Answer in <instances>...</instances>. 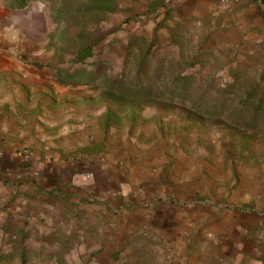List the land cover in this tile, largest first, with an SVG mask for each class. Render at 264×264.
I'll return each instance as SVG.
<instances>
[{
	"label": "rangeland",
	"instance_id": "rangeland-1",
	"mask_svg": "<svg viewBox=\"0 0 264 264\" xmlns=\"http://www.w3.org/2000/svg\"><path fill=\"white\" fill-rule=\"evenodd\" d=\"M255 2L240 0L224 25L211 2L201 8L198 0H158L150 15H145L153 9L149 4L157 0H119L107 15L90 11L94 0H37L24 9H10L0 0V33L9 34L12 48L25 56L27 65L52 73L50 82L28 79L34 96L39 87L58 95L54 106L41 108V114H71L81 126L85 146L87 138L101 140L88 152L78 148L70 155L76 169L85 166L87 172L94 163L90 155L101 153L113 170L141 159L168 170L193 171L195 203L261 215L249 233L235 236L242 237L237 246L243 260L231 254L236 246L228 242L230 230L224 229L217 236L198 237L185 252L164 246L160 262L158 252L131 250L136 238L122 239L116 222L109 220L111 235H97L96 244L94 234L87 243L80 232L68 235L67 226L60 231L44 224L34 232L6 223L0 226L1 264L264 262V26L242 28L239 19ZM258 3L264 22V0ZM59 10L73 12L72 18L56 24L53 14ZM88 29L97 31L94 39H103L93 57L74 63L80 36ZM69 67L101 78L65 84L57 72ZM106 77L122 78L124 89L142 86L141 96L121 93L117 86L113 93L120 99H110ZM190 203L189 197L184 204ZM212 246L221 253L212 255Z\"/></svg>",
	"mask_w": 264,
	"mask_h": 264
},
{
	"label": "crops",
	"instance_id": "crops-1",
	"mask_svg": "<svg viewBox=\"0 0 264 264\" xmlns=\"http://www.w3.org/2000/svg\"><path fill=\"white\" fill-rule=\"evenodd\" d=\"M215 1L198 0V5L208 7L211 2L212 8ZM258 1L239 14L242 28L264 26ZM12 46L9 34L0 33V226H27L34 232L35 227L45 225L60 231L67 226L68 235L80 232L89 243L91 234L95 238L110 236L106 222L112 220L122 239L127 235L136 238L131 250L158 252L155 257L160 262L164 246L176 245L185 252L198 237L217 236L227 229L231 235L228 242L236 246L231 254L243 260L240 257L245 254L237 246L242 237L235 236L249 233L261 222V215L219 211L215 206L195 203L193 171L168 170L141 159L126 161L113 170L101 153L90 155L94 163L87 172L85 166L81 171L76 169L70 155L78 148L88 152L101 140L92 138L90 142L87 138L90 143L85 146L81 126L71 114H41V108L54 106L58 95L39 87L34 96L28 79L50 82L52 73L27 65L25 56L18 55ZM181 173L184 177L175 180ZM189 197L193 203L185 205ZM212 248V255L221 253ZM246 264L264 262L251 259Z\"/></svg>",
	"mask_w": 264,
	"mask_h": 264
},
{
	"label": "trees",
	"instance_id": "trees-1",
	"mask_svg": "<svg viewBox=\"0 0 264 264\" xmlns=\"http://www.w3.org/2000/svg\"><path fill=\"white\" fill-rule=\"evenodd\" d=\"M7 1V7L10 9H24L26 8L31 2L37 1V0H6ZM46 1H55V0H46ZM118 1L119 0H94V4L90 8V11L92 12H101L105 15L110 14L111 11L115 10V8L118 7ZM164 2V0H163ZM150 7H153L148 13L145 15H150L154 14L156 12V9L159 7L158 5V0L157 3H150ZM163 5V4H162ZM73 15V12L71 11H58L53 14V19L56 24L61 25L63 23H66L67 20L71 19ZM96 30H90L86 32L84 30V37L80 36V43L78 52L74 56L73 62L74 63H83L85 62L88 58H91L94 56V48L100 40L103 38L99 39H94ZM66 39L64 38V41ZM88 75V76H87ZM58 79L65 83V84H72L76 81H83L86 83H93L96 82L98 79L100 80L101 77L96 76L93 72L88 73L85 72L83 69H75L74 71L69 67L67 70L65 69H60L57 72ZM105 80L109 83L110 89H109V98L110 99H120L119 96L114 94V90H116L117 86L120 87L121 93L124 92H129V93H134L135 95L132 97H140L141 91H142V86H129L126 89L122 87V85H125V82L122 78L120 77H106ZM54 99V98H52ZM3 259L0 258V264L2 263Z\"/></svg>",
	"mask_w": 264,
	"mask_h": 264
},
{
	"label": "built area",
	"instance_id": "built-area-1",
	"mask_svg": "<svg viewBox=\"0 0 264 264\" xmlns=\"http://www.w3.org/2000/svg\"><path fill=\"white\" fill-rule=\"evenodd\" d=\"M239 4L240 0H216L213 6L214 12L222 18H225L222 20L223 24L228 25L231 14H234V11L237 9Z\"/></svg>",
	"mask_w": 264,
	"mask_h": 264
}]
</instances>
